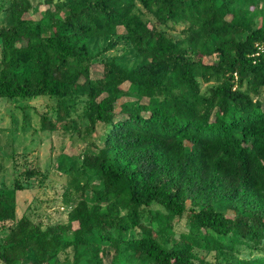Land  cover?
Returning <instances> with one entry per match:
<instances>
[{
  "label": "trees",
  "instance_id": "16d2710c",
  "mask_svg": "<svg viewBox=\"0 0 264 264\" xmlns=\"http://www.w3.org/2000/svg\"><path fill=\"white\" fill-rule=\"evenodd\" d=\"M260 1L11 0L0 98L53 100L42 131L63 125L85 142L81 169L99 183H79L66 221L45 228L18 218L16 190L1 188L0 225L11 223L1 264H49L68 250L72 264H207L197 251L264 264ZM100 38L105 53L124 40L142 63L94 61Z\"/></svg>",
  "mask_w": 264,
  "mask_h": 264
},
{
  "label": "rangeland",
  "instance_id": "374dc122",
  "mask_svg": "<svg viewBox=\"0 0 264 264\" xmlns=\"http://www.w3.org/2000/svg\"><path fill=\"white\" fill-rule=\"evenodd\" d=\"M35 7L41 0H29ZM11 0H0V26L11 23L9 5ZM264 11V1H260ZM42 9V7H41ZM33 11V10H32ZM176 30L181 28L176 27ZM90 53L94 61H104L118 57L121 65L134 68L142 63L132 48L120 40L118 46L103 52L108 44L107 38L90 41ZM210 62V59H207ZM99 63L91 66L93 78L101 75ZM214 78L202 84L205 90L214 83ZM260 99L264 102V92ZM55 102L49 98L37 100H6L0 98V189L16 190L17 217L27 216L43 228L58 222H65L70 206L65 195L75 197L79 183L90 182L98 185V180L88 178L81 169L79 154L87 149L82 140L72 137L61 125L54 131H42V121H54ZM156 208L152 209V212ZM10 222L0 225V244L8 233ZM187 228L183 219L173 223V232L163 239L167 246L180 239L181 232ZM241 256H247L242 246L237 247ZM264 251V246H262ZM207 264H225L223 253L197 251ZM262 253V252H261ZM73 251L68 250L49 264H72ZM106 259V264H108ZM1 264V263H0ZM121 264H136L135 260Z\"/></svg>",
  "mask_w": 264,
  "mask_h": 264
}]
</instances>
